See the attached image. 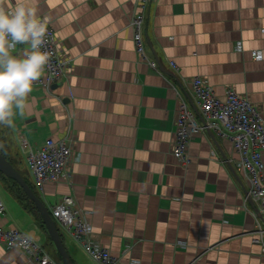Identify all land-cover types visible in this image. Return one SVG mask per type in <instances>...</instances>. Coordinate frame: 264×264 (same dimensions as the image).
Instances as JSON below:
<instances>
[{
  "label": "crops",
  "instance_id": "1",
  "mask_svg": "<svg viewBox=\"0 0 264 264\" xmlns=\"http://www.w3.org/2000/svg\"><path fill=\"white\" fill-rule=\"evenodd\" d=\"M17 2L0 0V6ZM28 2L49 24L71 69L56 89L32 86L23 114L14 109L12 122L0 123V145L49 212L71 196L87 214L91 240L121 264H264L253 243L264 233V207L248 197L231 141L208 129L219 150L204 128L189 143L190 164L172 154L179 99L193 114L197 109L191 78H202L220 100L234 90L260 108L264 121V0H149L144 52L158 72L133 46L136 0ZM29 49L18 44L13 55ZM48 139L71 145L69 175L39 190L27 156ZM18 188L0 174V225L37 240L61 262ZM56 224L74 264H98ZM0 264L32 263L0 247Z\"/></svg>",
  "mask_w": 264,
  "mask_h": 264
},
{
  "label": "built area",
  "instance_id": "2",
  "mask_svg": "<svg viewBox=\"0 0 264 264\" xmlns=\"http://www.w3.org/2000/svg\"><path fill=\"white\" fill-rule=\"evenodd\" d=\"M149 0H136V9L129 23L132 31L133 46L139 59L152 70L158 72V64L146 57L142 26L144 10ZM41 51L49 59L42 70L41 77L33 83L44 90H50L52 85L65 79L71 69V60L58 50L52 29L47 23ZM30 52V49L29 51ZM257 59L260 55L256 52ZM172 70L177 66L169 62ZM189 92L195 106L205 121V127L199 125L195 115L188 110L186 104L179 99L178 116L174 129L172 154L182 165L190 164L188 146L191 138L207 128L221 139L231 141L238 155L237 165L243 172L248 184V197L253 204L264 207V121L260 108L251 104L247 98L227 89L225 99L215 96L212 88L202 78L189 80ZM68 140H46L41 147L31 150L27 156V166L33 176L35 187L42 190L48 183H58L69 175V164L72 156L71 145ZM52 218L66 232L70 238L78 243L82 250L98 264H121L118 258L91 240L92 229L87 220V214L75 208L71 196H65L50 212ZM5 216V207L0 199V221ZM253 243L261 246L264 253V233L260 230ZM184 246L183 243H179ZM0 247L5 251L17 250L24 254L32 264H57L41 247L37 240L16 229H4L0 225ZM136 264V263H130Z\"/></svg>",
  "mask_w": 264,
  "mask_h": 264
},
{
  "label": "clouds",
  "instance_id": "3",
  "mask_svg": "<svg viewBox=\"0 0 264 264\" xmlns=\"http://www.w3.org/2000/svg\"><path fill=\"white\" fill-rule=\"evenodd\" d=\"M47 21L28 0H18L11 8L0 6V123L12 122L14 109L23 114L25 100L48 62L41 51ZM28 45L23 57L13 55L16 46Z\"/></svg>",
  "mask_w": 264,
  "mask_h": 264
},
{
  "label": "water",
  "instance_id": "4",
  "mask_svg": "<svg viewBox=\"0 0 264 264\" xmlns=\"http://www.w3.org/2000/svg\"><path fill=\"white\" fill-rule=\"evenodd\" d=\"M58 87L57 84L52 85V89H56ZM194 105V104H193ZM195 116L199 119V122L203 127H205V122L202 119L201 114L199 111L195 108L194 109ZM207 129V128H206ZM208 130V129H207ZM210 135L212 141L214 142L215 146L220 150L217 141L215 140L213 134L211 131H207ZM222 155V154H221ZM223 158H225L224 155H222ZM234 172V171H233ZM235 173V172H234ZM0 174L4 176L7 179H10L14 181L18 187L23 191L26 198L34 205L36 211L38 212L46 231L53 242L55 249L61 259L62 264H74L65 250V247L63 245V240L60 235L59 228L55 222V220L52 218L49 210L45 206V204L38 198V196L35 194V192L32 190V188L23 180L19 172L9 163V161L0 153ZM256 213L258 214V217L262 220V215L259 214V210H256Z\"/></svg>",
  "mask_w": 264,
  "mask_h": 264
},
{
  "label": "trees",
  "instance_id": "5",
  "mask_svg": "<svg viewBox=\"0 0 264 264\" xmlns=\"http://www.w3.org/2000/svg\"><path fill=\"white\" fill-rule=\"evenodd\" d=\"M0 153L2 154L1 145H0ZM2 155H3V154H2ZM18 190H19V188H18ZM26 200H27V199H26ZM27 202H28V200H27ZM28 203H29L31 209L34 210V211H36L35 208L33 207V204H32L31 202H28ZM36 213H37V212H36ZM37 216L39 217V220H40V222H41L42 227L45 228V226H44V224H43V222H42L40 216L38 215V213H37Z\"/></svg>",
  "mask_w": 264,
  "mask_h": 264
},
{
  "label": "rangeland",
  "instance_id": "6",
  "mask_svg": "<svg viewBox=\"0 0 264 264\" xmlns=\"http://www.w3.org/2000/svg\"><path fill=\"white\" fill-rule=\"evenodd\" d=\"M57 264H62V262H60V261H57Z\"/></svg>",
  "mask_w": 264,
  "mask_h": 264
}]
</instances>
